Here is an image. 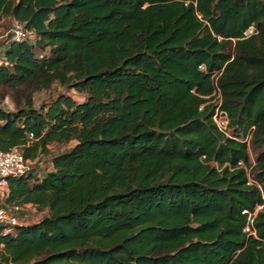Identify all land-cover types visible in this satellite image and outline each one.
<instances>
[{
    "label": "trees",
    "instance_id": "16d2710c",
    "mask_svg": "<svg viewBox=\"0 0 264 264\" xmlns=\"http://www.w3.org/2000/svg\"><path fill=\"white\" fill-rule=\"evenodd\" d=\"M4 18L33 39L0 54V150L51 166L8 178L9 205L48 213L0 235V264H264V0H0ZM55 85L82 101L36 108Z\"/></svg>",
    "mask_w": 264,
    "mask_h": 264
},
{
    "label": "built area",
    "instance_id": "2783aa9c",
    "mask_svg": "<svg viewBox=\"0 0 264 264\" xmlns=\"http://www.w3.org/2000/svg\"><path fill=\"white\" fill-rule=\"evenodd\" d=\"M253 33V29L247 32V35ZM9 42H21L26 39H33V35L29 33L24 26L15 21L10 32H9ZM222 102L217 103V108L213 117V121L217 126L218 130L223 134H229V118L228 114L222 110ZM29 160H26L24 152L20 148H15L11 151L4 152L0 150V235L7 236L14 232L15 228L18 226L26 225V223L21 218V212L23 206L21 205H11L7 204L8 197V178L11 176H19L27 174L31 169L29 167ZM251 164L254 165V160H251ZM241 168L250 176V169L243 162L239 163ZM250 185L252 182L250 181ZM263 207L260 206L256 209L254 213L244 211L243 214L248 215V223L244 229V233L248 236L256 237L255 229V219L258 212ZM1 250V246H0Z\"/></svg>",
    "mask_w": 264,
    "mask_h": 264
},
{
    "label": "rangeland",
    "instance_id": "374dc122",
    "mask_svg": "<svg viewBox=\"0 0 264 264\" xmlns=\"http://www.w3.org/2000/svg\"><path fill=\"white\" fill-rule=\"evenodd\" d=\"M14 23L15 21L12 20L11 18H4V20L2 21V28L0 29V54H2L5 51L6 47L8 46L9 39H10L9 32ZM4 91L7 96L6 101L4 103V108H6L7 110H14L15 104L17 102L16 100L17 96H16L15 90L10 89V88H5ZM60 94H64L68 96L70 95L74 97L77 101H82V97L79 96V94H77L75 91H70L59 85H55L48 91H42V92L35 93L33 94L32 97H33L36 108H40L43 104H48ZM66 150H68L67 146L51 147V151H52L51 155L62 153ZM50 160H51V156L43 155L35 162L30 161L29 167L31 170H37L38 173H42L46 169L50 168ZM8 206H11V205L8 204ZM25 212L26 214L30 215L28 219H30V217H32L33 215H38V213H33L34 211L33 212L29 210L27 211L26 209H25ZM42 217L43 216H41L40 218Z\"/></svg>",
    "mask_w": 264,
    "mask_h": 264
},
{
    "label": "crops",
    "instance_id": "0c3cea01",
    "mask_svg": "<svg viewBox=\"0 0 264 264\" xmlns=\"http://www.w3.org/2000/svg\"><path fill=\"white\" fill-rule=\"evenodd\" d=\"M51 166V165H50ZM23 206L22 212H21V218L22 220L26 223V225H30V224H34L38 221H40L43 217H45L48 213V209L46 208H41V207H36L33 204H23L21 205ZM25 209L28 211H34L33 213H38V215H33L32 217H30V219H28V217L30 216L29 214H26ZM41 216H43L42 218H40ZM27 221V222H26ZM29 221V222H28Z\"/></svg>",
    "mask_w": 264,
    "mask_h": 264
}]
</instances>
